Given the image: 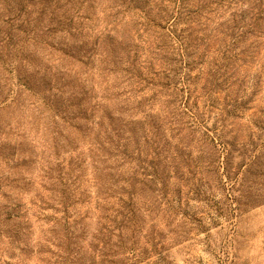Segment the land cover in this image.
<instances>
[{"label":"rangeland","instance_id":"1","mask_svg":"<svg viewBox=\"0 0 264 264\" xmlns=\"http://www.w3.org/2000/svg\"><path fill=\"white\" fill-rule=\"evenodd\" d=\"M172 9V0H0V264H61L51 228L60 234L65 219L83 236L76 264H264V33L239 44L241 59L209 95L222 64L214 29L234 10L219 8L166 89L180 48L157 23ZM187 99L196 106L185 113ZM134 181L130 203L123 188ZM129 204L134 222L118 230ZM22 229L20 244L43 251L29 260L9 257Z\"/></svg>","mask_w":264,"mask_h":264},{"label":"trees","instance_id":"2","mask_svg":"<svg viewBox=\"0 0 264 264\" xmlns=\"http://www.w3.org/2000/svg\"><path fill=\"white\" fill-rule=\"evenodd\" d=\"M172 2H173V9L172 12L169 13L168 18H165L166 19L165 24L162 25V23L160 22L157 23V27H159L162 30L165 29L168 32V34L173 35L176 38V40L179 42V48H180V50H178V56L180 57V60H178L177 62H174V60H170L171 61L170 69L168 68L169 71H167L165 75L166 81L162 83V87H165L166 89L170 88L171 80L176 81L175 77L178 74V68L172 67L173 63H179L180 66L182 64L186 66L188 65V67L190 65L188 62H184L183 60V56L186 55L185 52L188 49H190L189 47L192 46L189 42V38L192 37L194 43L196 40H199L201 41V44L203 42V44L205 45V39L200 38L197 35L199 31L203 33L207 30L205 22H208L211 19L212 15H217L219 13L218 12L219 8L221 9L224 8V10L222 11L224 12L225 9H229L231 6L234 7V10H231L230 12V22L225 21L227 22L225 26H223L224 22H220L214 29L217 34H220L222 36L221 42L218 43V47H217V50L222 58L221 60L222 64L221 63L220 65L215 64V70L210 74L211 84L209 89H207V93H209V95H212V92L214 93L215 90L221 89L218 88L219 85H217L216 83L218 82L221 76L226 75V71L229 70V66L231 65V62L238 61L239 59H241L240 57H242V54L245 52V50L241 52H236L237 48L239 47V44L245 43L247 36H252L255 38L251 44H255L257 38L260 37L262 38V35L264 33L262 28L264 22V0H255L252 4H249L251 3L250 0H206L202 4L196 6L191 5V0H172ZM161 10L163 12L165 11L164 9ZM162 18H164V16H162ZM180 23H182L184 26H181V28L180 27L177 28V26ZM194 24H199L200 27L202 26V28L198 30H194V26H193ZM207 33L209 34V32ZM206 38H207L206 47H209L210 45L212 46L216 45L218 39L217 35L215 36L207 35ZM247 57L253 59L254 58L253 53L248 52ZM241 61L244 62L247 60L245 58V60L242 59ZM222 66L225 69L223 68L222 70ZM191 69L192 68H189L188 72ZM174 86H175L174 90H177V93H179V91L182 92L181 93L182 95L189 90V86L185 87V84H183L184 87L180 89H178L176 85ZM181 105L185 110L183 112L187 113L191 111L193 106H196V103L189 105V99H187L184 102L182 101ZM56 113L57 112L54 113L53 119H55L54 116L56 115ZM62 119H65V116H62ZM54 139L55 141L53 143H56L55 145H57L56 138ZM214 140H215L214 137H212L211 141L213 143ZM221 147L223 150H225V145L222 144ZM229 154H231V152H229L226 156L227 163L231 162V157ZM214 164H215L214 160H208V166ZM229 169L230 166L228 167V171ZM153 173L154 175H157V173L155 172V168ZM149 181L151 183H154L155 186L157 185V183H160L161 188L165 186V181L162 178H159L158 180L155 178V176H153ZM135 188H136V181H134L131 184V188L129 187L123 188V191L128 196L130 203L132 202L133 197H135ZM66 191H67V187L64 190H62V194L64 195ZM59 204L62 205L63 214L66 215L65 208L67 205H65L64 202H59ZM129 206H130L129 210L126 213V215L123 217L121 222H117L115 224V227L118 230H121L123 226H127L129 221L131 225V221H133L134 218L133 210L131 208V204H129ZM63 219L65 218L63 217ZM62 227H63L62 232L60 234L58 231L55 230V227L51 228V231L60 240L59 241L60 244H58V247L63 251V253L67 254V257L62 259L60 263L76 264L75 258L79 257L78 256L79 250L82 249V247L80 246V241L82 240L83 236H80V234L71 230L66 219L63 221ZM25 232H26L25 229L17 230V233L15 232L13 236H9L10 238L8 244L11 247L10 248L11 251L16 250L18 252L17 254L10 252L9 254L10 258L17 257L18 259H22V260H29L33 255L41 254L43 252L40 248L36 251L32 250V248L29 247V244H20V240L16 236V234L24 235ZM93 247L95 252H102L103 248L105 247V241H103L101 245H97ZM47 251L50 252L49 250Z\"/></svg>","mask_w":264,"mask_h":264}]
</instances>
